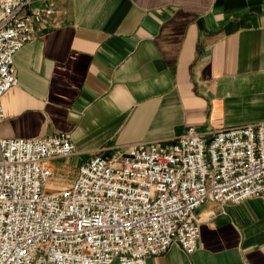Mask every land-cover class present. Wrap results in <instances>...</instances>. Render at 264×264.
Segmentation results:
<instances>
[{
	"label": "crops",
	"instance_id": "0c3cea01",
	"mask_svg": "<svg viewBox=\"0 0 264 264\" xmlns=\"http://www.w3.org/2000/svg\"><path fill=\"white\" fill-rule=\"evenodd\" d=\"M55 12L14 54L0 137L66 132L48 162L68 185L95 153L170 141L187 126L264 122V0H32ZM67 163H72L74 169ZM197 248L172 243L147 264H264V196L197 208ZM113 264H117L114 262Z\"/></svg>",
	"mask_w": 264,
	"mask_h": 264
},
{
	"label": "built area",
	"instance_id": "2783aa9c",
	"mask_svg": "<svg viewBox=\"0 0 264 264\" xmlns=\"http://www.w3.org/2000/svg\"><path fill=\"white\" fill-rule=\"evenodd\" d=\"M31 1L0 0V120L14 54L55 12ZM74 149L66 132L0 137V264H147L172 243L197 248L206 200L264 196V122L98 152L49 188V160Z\"/></svg>",
	"mask_w": 264,
	"mask_h": 264
},
{
	"label": "rangeland",
	"instance_id": "374dc122",
	"mask_svg": "<svg viewBox=\"0 0 264 264\" xmlns=\"http://www.w3.org/2000/svg\"><path fill=\"white\" fill-rule=\"evenodd\" d=\"M50 162H54V163H55V162H57V161H56V160H50ZM50 162H49V163H50ZM57 163H59V162H57ZM55 164H56V163H55ZM67 165H68L71 169H72V168L74 169V166H73L72 163H67Z\"/></svg>",
	"mask_w": 264,
	"mask_h": 264
}]
</instances>
